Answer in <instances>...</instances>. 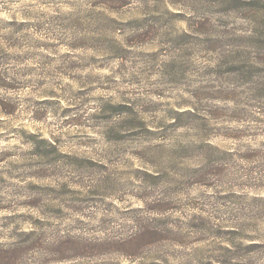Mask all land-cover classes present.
Returning <instances> with one entry per match:
<instances>
[{"label":"rangeland","instance_id":"rangeland-1","mask_svg":"<svg viewBox=\"0 0 264 264\" xmlns=\"http://www.w3.org/2000/svg\"><path fill=\"white\" fill-rule=\"evenodd\" d=\"M0 264H264V0H0Z\"/></svg>","mask_w":264,"mask_h":264}]
</instances>
